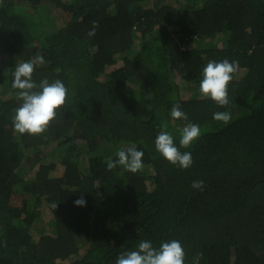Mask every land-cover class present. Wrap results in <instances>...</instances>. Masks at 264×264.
Listing matches in <instances>:
<instances>
[{"label":"trees","instance_id":"1","mask_svg":"<svg viewBox=\"0 0 264 264\" xmlns=\"http://www.w3.org/2000/svg\"><path fill=\"white\" fill-rule=\"evenodd\" d=\"M179 5L0 0V264H116L141 240L158 248L172 239L184 264H264V0ZM39 56L33 80L60 79L68 94L43 132L20 134L13 72ZM224 58L239 69L221 106L199 83L203 66ZM174 104L202 128L181 148L189 168L155 149L165 124L179 144L188 121L171 117ZM217 111L232 119H214ZM132 144L143 168L109 169ZM44 146L57 160L36 156ZM81 195L85 206L74 204ZM39 205L49 218L35 235Z\"/></svg>","mask_w":264,"mask_h":264},{"label":"clouds","instance_id":"2","mask_svg":"<svg viewBox=\"0 0 264 264\" xmlns=\"http://www.w3.org/2000/svg\"><path fill=\"white\" fill-rule=\"evenodd\" d=\"M95 29L90 30L89 35L94 34ZM44 63L42 56L35 60H26L16 65L13 72L12 87L20 89L18 97L20 105L13 116V129L20 134H38L43 132L49 122L57 115V109L64 105L68 94L65 83L56 79L49 82L43 78L37 84L32 74L38 64ZM239 69V62L224 58L222 60H210L202 68V79L199 83V91L203 96L216 101L224 106L229 104L228 85L234 78L233 74ZM170 115L173 119L188 121L187 113L178 104L171 108ZM213 118L224 123L232 119L229 111H217ZM155 138V149L170 163L180 168H189L193 163V156L190 151H181V148L191 146L202 134L199 124L188 121L180 129L179 144L175 142L174 135L165 130L167 125H162ZM144 151L135 144L128 147H121L115 153V159H107V167L112 169L122 165L130 172H138L144 166L142 157ZM203 180H194L193 188L202 190ZM87 203L83 195L74 201L77 206H85ZM58 204L53 203L52 207L57 208ZM185 251L181 241L172 239L162 241L158 248L153 246L151 240H141L136 248L126 250L118 255L116 264H184Z\"/></svg>","mask_w":264,"mask_h":264},{"label":"rangeland","instance_id":"3","mask_svg":"<svg viewBox=\"0 0 264 264\" xmlns=\"http://www.w3.org/2000/svg\"><path fill=\"white\" fill-rule=\"evenodd\" d=\"M168 3L174 5V6H178L179 4H181V0H166ZM180 6V5H179ZM178 6V7H179ZM61 22L55 21L54 23H52L51 27L52 28H57V26H60ZM8 59V57L6 56H0V65L6 64V60ZM1 94V92H0ZM51 146H44L43 149H41V151L39 153H37L36 156H39L40 159L43 158V160L45 162L49 161L50 159L52 160H57V155L55 154V152L51 151ZM52 152V154H51ZM36 166L34 167L33 170H35ZM29 175H31V173H29ZM37 213L39 214V219H37V221L34 222V224L32 225V230H33V234L36 235V231L38 230H45L46 229V222L49 218V213L47 212V208H45L42 205L37 206L36 208ZM45 226V227H44Z\"/></svg>","mask_w":264,"mask_h":264}]
</instances>
